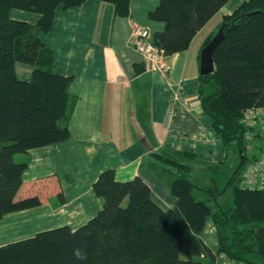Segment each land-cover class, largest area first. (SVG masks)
<instances>
[{
  "label": "trees",
  "instance_id": "obj_1",
  "mask_svg": "<svg viewBox=\"0 0 264 264\" xmlns=\"http://www.w3.org/2000/svg\"><path fill=\"white\" fill-rule=\"evenodd\" d=\"M86 1L0 0V220L42 204L41 188L22 192L27 152L69 139L73 78L55 71L54 53L40 36L51 30L58 7L67 10ZM96 1L109 4L115 18L130 14V0ZM230 1L156 0L148 19L163 28L151 34L153 45L166 57L188 50ZM13 11L39 18L30 25L13 20ZM221 28L223 39L212 52L214 71L199 76L197 92L217 143L225 154L234 144L238 149L239 162L224 186L215 177L207 184L195 183L192 162L156 155L173 176L170 194L176 204L164 212L141 178L121 182L106 170L92 186L101 208L91 220L75 230L63 226L2 245L0 264H215L222 258L228 264H264V177L261 172L246 177L248 167L261 159L262 147L256 159L248 155L258 121L245 122L249 112L264 110V0L243 2L222 18L216 34ZM16 63L32 68L28 82L17 78ZM142 71L136 68L135 74ZM256 136L264 142L262 134ZM177 155L194 158L191 153ZM228 193L230 201L221 205L218 198ZM57 200L61 202V194ZM208 221L215 229L216 252L202 238Z\"/></svg>",
  "mask_w": 264,
  "mask_h": 264
},
{
  "label": "crops",
  "instance_id": "obj_2",
  "mask_svg": "<svg viewBox=\"0 0 264 264\" xmlns=\"http://www.w3.org/2000/svg\"><path fill=\"white\" fill-rule=\"evenodd\" d=\"M239 1L242 4L247 0H231L199 32L188 50L166 57V75L148 69L129 46L136 26L151 34L162 30V24L148 19L156 0H130L127 18H115L109 4L96 0L67 10L57 8L51 30L40 40L54 53L55 71L73 78L69 87L74 99L67 120L69 139L27 152L22 192L28 194L33 188H41L42 204L4 216L0 220V246L40 231L63 226L75 230L87 223L101 208L92 186L106 170L114 171L116 180L121 182L141 178L162 211L174 208L172 178L168 176L171 173L163 170L156 155L205 164L221 158L197 92L200 54L205 41L228 15L223 12ZM11 18L34 25L39 16L13 11ZM136 68L143 71L135 74ZM14 70L20 81L30 80L31 67L16 63ZM177 90L190 108L178 113L168 127L165 113ZM202 129L215 141H194ZM178 133L180 137L176 136ZM178 153H191L194 158L182 159ZM57 194L62 195L61 202ZM202 238L216 252L217 239L210 221ZM220 263V259L215 262Z\"/></svg>",
  "mask_w": 264,
  "mask_h": 264
},
{
  "label": "built area",
  "instance_id": "obj_3",
  "mask_svg": "<svg viewBox=\"0 0 264 264\" xmlns=\"http://www.w3.org/2000/svg\"><path fill=\"white\" fill-rule=\"evenodd\" d=\"M129 46L140 57L148 69L165 75L168 73L169 69L165 63L166 56L160 48L153 45L151 41V33L148 29L139 26L134 27L129 39ZM189 108L190 103L181 94L180 90L173 92L165 113L166 126L170 127V124L176 115L180 112L189 110ZM256 121H259V125L261 126V122H264V110L249 112L245 116V122L248 125H254ZM261 129L263 131L262 136L264 138V124H262ZM180 135L181 134L178 133L176 136L180 137ZM193 140L204 144H210L215 141L209 139L205 135L203 129ZM262 145L261 159H257L252 166L248 167L246 177H250L252 174H256L257 172H261L262 177H264V142Z\"/></svg>",
  "mask_w": 264,
  "mask_h": 264
},
{
  "label": "rangeland",
  "instance_id": "obj_4",
  "mask_svg": "<svg viewBox=\"0 0 264 264\" xmlns=\"http://www.w3.org/2000/svg\"><path fill=\"white\" fill-rule=\"evenodd\" d=\"M242 1H239L238 3H234L230 6H228V8L226 9V11L223 12V14L225 15H230L237 7H239ZM33 15V14H32ZM35 15V14H34ZM227 15V16H228ZM218 30V28H217ZM216 30V31H217ZM216 34V32H215ZM214 34V35H215ZM248 121V120H246ZM259 121L258 124L256 125L255 131L252 133V138L249 140L250 145H249V152L248 155H253L252 158L256 159L258 156V150L261 149L263 142L259 141V139L257 138L256 135L258 134H262V124H264V122H261V126L259 125ZM219 144V143H218ZM218 148V150H220L222 153L220 154L221 158H215L213 160H211V162L209 163H199V162H195L193 163V167H192V174H191V180L195 183H201V184H207L209 182V180L213 177L216 178V180L218 181V185L220 187L224 186V182L225 179L228 178L230 172L232 169L235 168V166H237L238 162H239V156H238V149L236 147V145H232L230 146V148L227 149V153L225 154V151L223 149V147H221L220 145L216 146ZM225 159V165L221 164L220 165V161ZM16 161L18 160V157L16 158ZM186 163V162H185ZM220 165V166H218ZM168 176H170L173 180V176L170 175L168 173ZM230 193L224 195L223 197L218 198V202L223 205V204H227L228 201H230ZM220 264H228L229 262L226 261L225 259H220ZM233 262V261H232ZM233 264H238L236 262H233Z\"/></svg>",
  "mask_w": 264,
  "mask_h": 264
},
{
  "label": "water",
  "instance_id": "obj_5",
  "mask_svg": "<svg viewBox=\"0 0 264 264\" xmlns=\"http://www.w3.org/2000/svg\"><path fill=\"white\" fill-rule=\"evenodd\" d=\"M223 39V30L219 29L218 33L211 40V42L202 49L200 54V76L212 74L214 71L212 52L217 44Z\"/></svg>",
  "mask_w": 264,
  "mask_h": 264
},
{
  "label": "clouds",
  "instance_id": "obj_6",
  "mask_svg": "<svg viewBox=\"0 0 264 264\" xmlns=\"http://www.w3.org/2000/svg\"><path fill=\"white\" fill-rule=\"evenodd\" d=\"M77 256H78L79 258H81V259L83 258V257H80V254H79V252L77 253Z\"/></svg>",
  "mask_w": 264,
  "mask_h": 264
}]
</instances>
